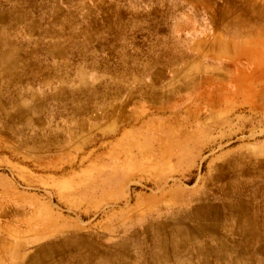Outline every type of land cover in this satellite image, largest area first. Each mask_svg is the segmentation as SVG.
Masks as SVG:
<instances>
[{"label": "rangeland", "instance_id": "obj_1", "mask_svg": "<svg viewBox=\"0 0 264 264\" xmlns=\"http://www.w3.org/2000/svg\"><path fill=\"white\" fill-rule=\"evenodd\" d=\"M234 3L51 0L40 34L4 36L0 264H264L186 239L232 197L264 219V53H207Z\"/></svg>", "mask_w": 264, "mask_h": 264}, {"label": "crops", "instance_id": "obj_2", "mask_svg": "<svg viewBox=\"0 0 264 264\" xmlns=\"http://www.w3.org/2000/svg\"><path fill=\"white\" fill-rule=\"evenodd\" d=\"M49 1L51 3V0H7L8 4L5 5L2 3L4 0H0V48L3 47L1 43L5 40L4 36L7 33L16 34L17 40L20 41L26 36L31 38L35 34H40L39 27L42 25V21H45L47 17V19H50L51 16L52 18H56L55 15H52L53 12L56 13V7L52 5L49 6ZM239 4L234 3L232 8L246 11V13H243L244 19H242L240 23L234 21V26L231 21L230 25L232 28L226 30L228 32L226 36H224L225 38H223L222 35L219 36L217 32L212 35L210 34L208 37L209 44L207 53H224V55L221 56L237 57V54L232 53H240L241 50L238 49L237 45L239 42L242 43L240 49L246 50L245 53H264V0H239ZM214 41L220 42L218 47H214ZM20 50L24 51L25 49L23 48ZM4 56H8V54L0 53V64H2ZM0 69L3 70L2 68ZM5 70L7 73L8 69ZM2 74H0V80H2ZM11 75L12 74H10V76ZM238 77L241 78L240 80L237 79L238 84H240L238 86L248 90L252 88L245 84L241 85V83L246 80L245 83L248 82L252 86L257 83L259 79L254 75L248 77L244 73H240L236 76V78ZM2 90L3 89H0V91ZM3 104H5V102ZM239 202H241V204L244 203V205L242 206ZM224 203V205H218L219 211H217L214 216L206 217L200 212L199 214L195 213V217L199 223L206 222V219H210V222L215 225L206 222L208 226H205V224L203 227L204 229H201L202 227L200 224L194 228L188 227L186 239H191L192 241V239L195 240L198 237L207 236L208 239L216 240V243L227 244L226 242L230 241L231 247L228 248H230L232 254L236 255V260H238V256L245 255V252L240 250L248 251L247 254L249 256H253L255 251L264 250V219L260 218L257 214L259 205L256 199L243 200L241 198L232 197L226 199V201L224 200ZM238 207L239 210H237ZM241 207H247L249 209H247V211H249L247 212L248 214H245ZM222 208H225V210H234L231 212L237 215V217H232L231 219L233 220L231 230L226 227L220 228L221 223H224V215L220 212ZM219 221H221L220 224H218ZM216 226H218V229ZM212 231L215 232L210 234ZM239 236H241V241L238 240ZM239 246L240 249H238ZM206 247L207 249L205 248L203 251L200 249L193 250V255L195 256L203 253L202 256L204 258H220L223 256L222 251L219 252V250H215L210 245ZM234 264H236V262ZM241 264H244L243 259H241ZM245 264L251 263L247 262Z\"/></svg>", "mask_w": 264, "mask_h": 264}]
</instances>
